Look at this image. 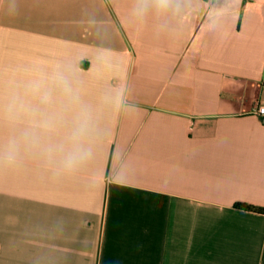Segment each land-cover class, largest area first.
<instances>
[{
    "label": "crops",
    "instance_id": "0c3cea01",
    "mask_svg": "<svg viewBox=\"0 0 264 264\" xmlns=\"http://www.w3.org/2000/svg\"><path fill=\"white\" fill-rule=\"evenodd\" d=\"M203 9L0 0V264H264V0Z\"/></svg>",
    "mask_w": 264,
    "mask_h": 264
},
{
    "label": "water",
    "instance_id": "95a60500",
    "mask_svg": "<svg viewBox=\"0 0 264 264\" xmlns=\"http://www.w3.org/2000/svg\"><path fill=\"white\" fill-rule=\"evenodd\" d=\"M244 0H204V9L200 15L203 26L220 15L233 14L238 12L243 6Z\"/></svg>",
    "mask_w": 264,
    "mask_h": 264
},
{
    "label": "trees",
    "instance_id": "16d2710c",
    "mask_svg": "<svg viewBox=\"0 0 264 264\" xmlns=\"http://www.w3.org/2000/svg\"><path fill=\"white\" fill-rule=\"evenodd\" d=\"M235 207L239 210L249 211V212H254L257 214L264 215V207L255 206V205L246 204V203H238L236 204Z\"/></svg>",
    "mask_w": 264,
    "mask_h": 264
},
{
    "label": "built area",
    "instance_id": "2783aa9c",
    "mask_svg": "<svg viewBox=\"0 0 264 264\" xmlns=\"http://www.w3.org/2000/svg\"><path fill=\"white\" fill-rule=\"evenodd\" d=\"M254 114L264 120V101L256 103L254 107Z\"/></svg>",
    "mask_w": 264,
    "mask_h": 264
},
{
    "label": "clouds",
    "instance_id": "9594fccd",
    "mask_svg": "<svg viewBox=\"0 0 264 264\" xmlns=\"http://www.w3.org/2000/svg\"><path fill=\"white\" fill-rule=\"evenodd\" d=\"M58 79L61 80L64 83V85H65V91H70V88L68 87L67 80L63 76H59ZM45 99H47V97H45Z\"/></svg>",
    "mask_w": 264,
    "mask_h": 264
}]
</instances>
